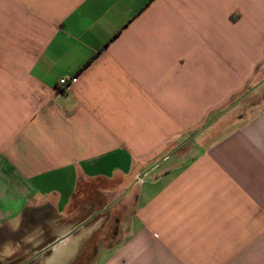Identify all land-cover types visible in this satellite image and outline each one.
Wrapping results in <instances>:
<instances>
[{
  "label": "crops",
  "instance_id": "1",
  "mask_svg": "<svg viewBox=\"0 0 264 264\" xmlns=\"http://www.w3.org/2000/svg\"><path fill=\"white\" fill-rule=\"evenodd\" d=\"M262 77L264 0H0V263L264 264Z\"/></svg>",
  "mask_w": 264,
  "mask_h": 264
},
{
  "label": "rangeland",
  "instance_id": "2",
  "mask_svg": "<svg viewBox=\"0 0 264 264\" xmlns=\"http://www.w3.org/2000/svg\"><path fill=\"white\" fill-rule=\"evenodd\" d=\"M261 82H263L264 83V77H262L261 78ZM254 86V85H253ZM257 86H259V85H257ZM263 95H264V85H262L260 88H258L254 93H253V95L251 96V98L250 99H248V100H246L245 101V103L241 106V107H244V105L246 106V107H249L250 105H251V103H257V104H259L261 101H263ZM234 113V115L236 114V113H238V110H235V112H233ZM226 117V116H225ZM228 117V116H227ZM225 121V120H224ZM234 122V120H233V118H232V116L230 117V118H228L227 119V121H225L224 123H225V125H227L228 127L232 124ZM47 215V216H46ZM38 220H37V224L38 225H40L41 224V226H44V227H41L42 229H43V232H44V234L43 235H47V243H45V244H50V243H52L53 242V239L50 237L51 235V232L53 231V230H61V229H63V231H66V230H70L71 229V226H69V228L67 227V226H62L61 225V223H57V222H53V221H51L50 220V217H51V213L50 212H46L45 213V217H48V219H47V221L51 224H49V225H45L44 224V222L43 221H41L40 220V217H41V214H38ZM104 217V216H103ZM98 218V217H97ZM98 220V219H97ZM81 221V220H80ZM94 221H96V219L95 220H92V223L91 224H93L94 223ZM102 222V224L101 225H104V220L102 219L101 220ZM71 224V223H70ZM74 224H77V221H75L74 222ZM37 225V226H38ZM67 225V224H66ZM62 226V227H61ZM32 229V228H31ZM39 229V228H38ZM37 229V230H38ZM32 230H34V229H32ZM35 230H36V228H35ZM88 230V223L86 222L84 225H83V229L81 230V232L82 231H87ZM107 229H105V228H101V230H99V231H97V235H99V234H103L105 231H106ZM46 231V232H45ZM45 233H47V234H45ZM75 234H77V233H75ZM31 239H33V237L32 236H29L28 238H27V241H32ZM102 239V238H101ZM96 240L97 241H99V236H96ZM33 243V242H32ZM102 243H103V240H102ZM43 246V245H42ZM45 246V245H44ZM90 247H91V245H90ZM28 250H29V247H28V249H27V245H26V247L24 246V251L25 252H28ZM85 255H87V248L85 247ZM90 251H91V248H90ZM30 254L29 255H17L16 257H13V258H10V259H7V260H3L2 261V263H0V264H41L42 262H43V260L47 257V256H49L50 255V251L48 252V253H46V255H38V256H35V257H33L32 258V256L33 255H31L32 254V251L31 252H29ZM49 254V255H48Z\"/></svg>",
  "mask_w": 264,
  "mask_h": 264
},
{
  "label": "bare ground",
  "instance_id": "3",
  "mask_svg": "<svg viewBox=\"0 0 264 264\" xmlns=\"http://www.w3.org/2000/svg\"><path fill=\"white\" fill-rule=\"evenodd\" d=\"M55 249H53V252L56 253L57 250H58V247H54ZM64 250V246L60 247L59 248V251H62ZM66 256V255H56V254H53V255H49L47 256L42 264H58L62 261L63 257Z\"/></svg>",
  "mask_w": 264,
  "mask_h": 264
},
{
  "label": "built area",
  "instance_id": "4",
  "mask_svg": "<svg viewBox=\"0 0 264 264\" xmlns=\"http://www.w3.org/2000/svg\"><path fill=\"white\" fill-rule=\"evenodd\" d=\"M77 76L63 77L59 80V85L62 91H67L72 85L77 83Z\"/></svg>",
  "mask_w": 264,
  "mask_h": 264
},
{
  "label": "water",
  "instance_id": "5",
  "mask_svg": "<svg viewBox=\"0 0 264 264\" xmlns=\"http://www.w3.org/2000/svg\"><path fill=\"white\" fill-rule=\"evenodd\" d=\"M66 240L65 238H61V240ZM61 240L60 239H57L54 243H52V244H50L49 246H48V251H50V255L52 254V251H53V248L56 246V247H58V245H59V243L61 242Z\"/></svg>",
  "mask_w": 264,
  "mask_h": 264
}]
</instances>
